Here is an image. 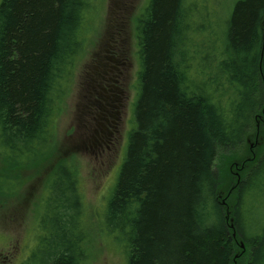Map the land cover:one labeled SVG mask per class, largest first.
<instances>
[{
	"label": "trees",
	"instance_id": "obj_1",
	"mask_svg": "<svg viewBox=\"0 0 264 264\" xmlns=\"http://www.w3.org/2000/svg\"><path fill=\"white\" fill-rule=\"evenodd\" d=\"M208 1L149 0L136 21L134 126L105 210L126 264H264V153L229 191L215 172L219 154L264 118V0H235L213 35ZM88 9L89 0L0 3V154L14 166L45 147ZM41 206L23 264H86L73 166H57Z\"/></svg>",
	"mask_w": 264,
	"mask_h": 264
},
{
	"label": "rangeland",
	"instance_id": "obj_2",
	"mask_svg": "<svg viewBox=\"0 0 264 264\" xmlns=\"http://www.w3.org/2000/svg\"><path fill=\"white\" fill-rule=\"evenodd\" d=\"M148 1L89 0L83 45L56 94L45 147L23 166L0 154V264H23L31 256L47 184L62 163L75 168L85 205L86 264L127 263L125 242L120 232L107 228L105 210L134 126L140 67L136 21ZM234 1H208L206 32L219 31L217 23ZM207 38L201 34L197 40L204 49ZM263 153L264 118L254 119L243 142L217 157L221 187L229 191Z\"/></svg>",
	"mask_w": 264,
	"mask_h": 264
}]
</instances>
